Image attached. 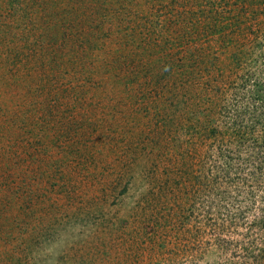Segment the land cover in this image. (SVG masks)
I'll list each match as a JSON object with an SVG mask.
<instances>
[{
    "label": "rangeland",
    "instance_id": "rangeland-1",
    "mask_svg": "<svg viewBox=\"0 0 264 264\" xmlns=\"http://www.w3.org/2000/svg\"><path fill=\"white\" fill-rule=\"evenodd\" d=\"M0 264H264V0H0Z\"/></svg>",
    "mask_w": 264,
    "mask_h": 264
}]
</instances>
